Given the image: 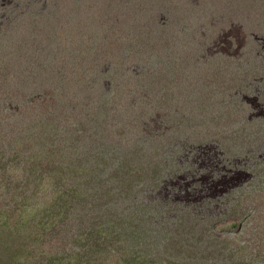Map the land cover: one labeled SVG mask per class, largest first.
Segmentation results:
<instances>
[{
	"label": "rangeland",
	"instance_id": "rangeland-1",
	"mask_svg": "<svg viewBox=\"0 0 264 264\" xmlns=\"http://www.w3.org/2000/svg\"><path fill=\"white\" fill-rule=\"evenodd\" d=\"M1 131L14 156L102 155V191L126 178L47 252L107 230L76 264H126L146 243L166 262L264 264V0H0Z\"/></svg>",
	"mask_w": 264,
	"mask_h": 264
},
{
	"label": "trees",
	"instance_id": "trees-1",
	"mask_svg": "<svg viewBox=\"0 0 264 264\" xmlns=\"http://www.w3.org/2000/svg\"><path fill=\"white\" fill-rule=\"evenodd\" d=\"M44 132H46L45 129ZM7 137L4 131L0 132V264H76L81 257L79 249L81 247L90 249L87 243L88 240L94 242V247L99 244L101 248V238L112 236L109 231L105 230L104 234H98L88 230L78 235L75 230L69 229V235H71V232L76 234L73 241L75 240L77 247L73 248V255L68 254L70 251L67 249L64 250L65 253L54 250L51 253L46 251L49 245L48 240L52 236L57 235L67 223L72 222L73 224L74 220L81 224L88 209L95 203L97 204L100 198L103 200L107 193L111 192L112 184L110 185V180H113L114 184L118 183L120 185L121 180L126 178L107 180L105 190L102 191L90 182V177L95 176L94 173L98 171L92 165L87 166L82 161L69 160L72 165L71 169L70 166H67V162L61 161L55 156L53 159V155L48 157L47 150L42 151L43 153L40 152L41 155H39L35 154L33 148H27L23 151L24 154L14 156L11 153L14 150H20L17 145H9ZM42 137L45 138V136ZM16 141L20 144L24 143L20 139ZM43 141L49 149L51 146L50 141L48 140V146L46 139H43ZM143 147L138 145L137 149L134 150V154L145 166L142 171L152 173L151 169L159 160L154 156H147V151L145 148L142 149ZM51 152L56 155L57 151L52 150ZM51 159L54 160L50 165L51 168L48 170L47 168L42 169L44 160L50 161ZM133 161H136V159L133 158ZM78 164L80 165L76 168ZM28 170L34 173L36 171V174L39 172L41 175L35 177L27 173ZM25 173L30 177L27 184L30 186L14 187L11 183L18 184L17 177L20 178L21 174ZM75 173H78V176ZM33 179L37 181V187L32 186V184L34 185ZM118 196L120 197V193H118ZM95 198H97V201H95ZM51 207H53L52 210ZM128 235L133 237L135 234L130 233ZM63 237L59 238L62 239ZM133 239H138L143 243L139 238ZM133 239L131 245L134 244ZM143 245L145 247L144 251L134 252L133 259H130L131 261L127 260L126 264H178L174 260V254H163L166 258L173 256L168 258L166 262L157 253L156 246L151 247L149 243ZM237 255L236 252L228 256L236 259ZM86 256L92 258L91 255L86 254ZM111 257L112 255L109 256L101 252L97 259L102 258L100 262L105 261L107 263L106 260L109 261ZM208 257L210 259L214 258L210 255ZM93 261L94 259H92ZM84 264H86L85 261Z\"/></svg>",
	"mask_w": 264,
	"mask_h": 264
},
{
	"label": "clouds",
	"instance_id": "clouds-1",
	"mask_svg": "<svg viewBox=\"0 0 264 264\" xmlns=\"http://www.w3.org/2000/svg\"><path fill=\"white\" fill-rule=\"evenodd\" d=\"M50 149V148H49ZM48 149V150H49ZM51 150H53L52 148H51ZM102 157V155H98L95 159H92V157H90V159L87 161V162H84V164L85 165H87V166H91L90 165V162L91 161H94L95 160V162L97 161V160H99L100 158ZM94 177V175H92L91 177H90V182L91 183H93L92 182V178ZM107 181V180H106ZM106 181H105V183H106ZM105 183L103 184V186H104V190H105ZM94 184V183H93ZM95 185V184H94ZM233 227H236V225H233ZM188 231H189V229H185V230H182L181 231V233L182 234H184L185 235V237L187 236V234H188ZM175 237H176V235H174ZM208 255H210V256H213V257H215L216 256V254H211V253H209Z\"/></svg>",
	"mask_w": 264,
	"mask_h": 264
}]
</instances>
